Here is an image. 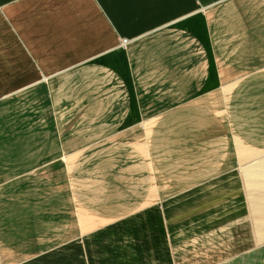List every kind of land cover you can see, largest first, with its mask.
<instances>
[{"label":"rangeland","instance_id":"1","mask_svg":"<svg viewBox=\"0 0 264 264\" xmlns=\"http://www.w3.org/2000/svg\"><path fill=\"white\" fill-rule=\"evenodd\" d=\"M235 1L196 5L190 31L181 20L121 40L134 69L132 44L148 57L138 99L123 65L65 70L49 103L12 101L0 116V232L18 234L0 241V264L24 257L13 248L32 249L28 260L68 252L101 228L78 251L100 264L108 233L110 264H264V0ZM103 76L115 101L93 97ZM43 216L60 228L22 232Z\"/></svg>","mask_w":264,"mask_h":264},{"label":"crops","instance_id":"2","mask_svg":"<svg viewBox=\"0 0 264 264\" xmlns=\"http://www.w3.org/2000/svg\"><path fill=\"white\" fill-rule=\"evenodd\" d=\"M218 1L221 0H0V116H6L7 108L17 99L40 101L48 98L43 95L48 96L51 88L55 91L54 93L59 94V86L64 82L63 72L75 68L96 66L101 68L102 66L107 70L116 67L122 72L123 65H127L130 76L127 80L134 89V98H137L142 91V89L137 90L139 88L137 70L141 66L140 61L142 63L140 72L144 70L148 57L143 54L141 58H137L136 55L141 52L144 44L139 42H135L136 45L132 44L130 47L135 53L134 61H136L134 69V62L129 61L127 56L130 48L123 50L121 40L126 37L161 36L159 30L173 31L174 23L181 20L183 24L179 28L190 31L191 15L196 5L212 6L218 4ZM238 2V0L235 1V3ZM168 35H172V32ZM257 35L262 36L257 50H264V35L262 32H258ZM124 56L127 57L123 59ZM123 60L127 64H123L125 63ZM108 82L103 76L101 81H98L100 85L96 91L99 93L93 97L98 100L105 98L115 101L117 96L113 97L114 93L107 95L108 92L105 93L103 90V87L109 89V86H106ZM46 85L50 86L49 91ZM39 86L46 88L44 94ZM115 88L116 86H110L111 90ZM100 93L102 96L99 97ZM56 97H54L55 100ZM97 99L95 101H98ZM47 101L49 103L50 98ZM63 128H66L68 135L73 134L66 126ZM55 131L57 132V129ZM76 136L75 134L71 141V147L77 148L80 144L81 139ZM68 143H70L69 140L66 141L67 145ZM56 144L55 142V148L58 147ZM6 147L10 148L12 144ZM24 147L31 149L26 144ZM0 157L1 162L3 156ZM45 158L48 159L47 156ZM41 220L37 222L40 224H33L34 221H30L31 223L26 224L28 229L22 232L33 231L41 226L45 227L46 232L60 228L58 223L50 224V220L44 216ZM171 222H173L172 219H169L167 224ZM2 225L5 229H9L4 223H1L0 227ZM94 230L77 236L75 244L68 245V252L59 249L47 252L42 250L40 256L33 258L32 255V258L28 260L25 256L32 253V249L29 252L27 250L19 252L18 248H13L21 255L24 254V257L17 255V259L15 258L13 262L10 253L6 252L8 255L6 262L24 264L38 260L39 264H50L47 259L59 255L67 263L95 264L94 257H89L86 252L78 253L83 244L89 246L95 241L92 239ZM15 234H18L17 231H2L0 241L7 243L14 238ZM101 236L102 240L111 237L109 240L99 241L100 244L105 245V250L108 252L103 264H110L117 260L112 258L117 254L111 251L112 236L109 233L107 236L106 234ZM45 237L49 236L45 235ZM5 251L2 250V253ZM122 253L123 251L117 256H121ZM120 264H123V261H120Z\"/></svg>","mask_w":264,"mask_h":264},{"label":"built area","instance_id":"3","mask_svg":"<svg viewBox=\"0 0 264 264\" xmlns=\"http://www.w3.org/2000/svg\"><path fill=\"white\" fill-rule=\"evenodd\" d=\"M127 41H129L128 37H126V38L124 39V42H123V43H127Z\"/></svg>","mask_w":264,"mask_h":264},{"label":"bare ground","instance_id":"4","mask_svg":"<svg viewBox=\"0 0 264 264\" xmlns=\"http://www.w3.org/2000/svg\"><path fill=\"white\" fill-rule=\"evenodd\" d=\"M243 90V89H242ZM229 91V90H228ZM226 93V92H225ZM225 93H224V95H225ZM223 95V94H222ZM224 98H226V97H224ZM223 101V100H222Z\"/></svg>","mask_w":264,"mask_h":264}]
</instances>
